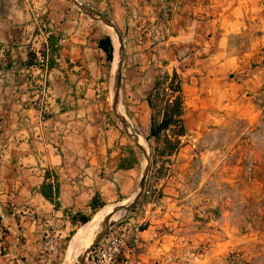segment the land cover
Listing matches in <instances>:
<instances>
[{
  "label": "rangeland",
  "instance_id": "374dc122",
  "mask_svg": "<svg viewBox=\"0 0 264 264\" xmlns=\"http://www.w3.org/2000/svg\"><path fill=\"white\" fill-rule=\"evenodd\" d=\"M60 3L92 13L96 7L92 0H0L2 176L23 163L30 167V160L19 158L21 155L43 151L44 143L19 144L22 138L17 141L16 135L29 134L32 120L51 118L54 96L64 93L60 85L52 84L49 68L52 57L63 53L61 43L57 40L53 46L50 39H61L62 31L24 27L29 8L35 13L29 21L44 24L49 12L54 11L56 17ZM223 10H232L226 21L236 19L237 27L228 32L221 28L214 38L217 32L211 19L222 17ZM99 16L103 35L110 36L113 47L117 42L121 51L116 68L120 92L115 89L117 71H113L112 58L108 60L109 80L92 100L95 117L102 127L112 125L117 135L114 160L123 168L117 177L131 175L134 183L129 194L104 204L95 200L97 207L88 218L103 206L126 201L144 176L146 188L157 186L161 191L159 185L168 184L182 196L194 191L197 199L209 201L216 222H200L194 229L204 233L200 239L206 241L200 263L264 264V0H128L127 5L119 1L112 12L103 8ZM172 69L182 80L185 131L177 137L179 127L173 125L157 140L149 134L153 110L146 96L155 77ZM165 136L179 138L170 154L157 151L163 148ZM139 143L148 150L145 165ZM98 170L87 174V185L96 176L113 172L109 166ZM129 188L126 180L123 189ZM13 198L7 200L11 213L19 218L30 216L29 205L21 208ZM82 217L72 221L64 234H57L61 228L57 226L48 233L55 236L53 248L44 247L43 237L40 264H64L71 238L86 222ZM153 232L161 237L168 230H148L150 235ZM197 239L192 241H200ZM160 240L165 245L169 241L166 236ZM88 246L69 264H82Z\"/></svg>",
  "mask_w": 264,
  "mask_h": 264
},
{
  "label": "crops",
  "instance_id": "0c3cea01",
  "mask_svg": "<svg viewBox=\"0 0 264 264\" xmlns=\"http://www.w3.org/2000/svg\"><path fill=\"white\" fill-rule=\"evenodd\" d=\"M92 1L96 6H93L94 13L75 8L70 3H60L61 8L56 17L54 11L49 12L44 24L29 21L35 13L31 8L26 11L24 27L40 30L41 26H48L44 29L47 32L57 28L63 33L61 39H50L55 42L53 46H56L57 40L61 43L63 53L57 58L55 55L52 57L49 68L53 73L52 84L60 85L64 93L59 92L62 97H58V94L54 96L56 106L50 109L51 115L54 114L51 118L32 120L28 126L29 134L16 135L17 141L22 138L19 144L27 141L32 144L44 143V152L25 157L21 155L19 158L30 160L29 168L24 167L26 164L23 163L24 166L17 165V170H10L5 176L0 175V226L8 230V255L2 257V264H40L42 261L38 259L41 256L38 250L43 244L45 232H52L57 226L61 227L56 230L57 234H64L72 221H78L79 216L88 217L93 211V200L104 204L117 199L129 194L134 183L131 175L117 177L119 171L123 170L114 160L118 148L113 144L117 143L118 138L112 125L107 123L102 127L103 124L98 123L96 105L93 103L109 80L110 62L98 46L99 39L104 36L99 13H102L103 8L115 11L119 1L127 5L128 0ZM232 10H223L222 17L211 19L213 31L217 32L213 34L214 38L223 31L221 28L223 32H228L237 27L236 19L226 21ZM63 97H66L65 101ZM108 166L109 170L113 169L111 174L98 175L87 185L90 170L98 167V171H105ZM126 180L130 183L128 190L123 189ZM159 186V200L164 212L155 213L154 222H164L176 229L179 227L191 240L204 238V233L194 229L197 224L204 222L197 218L202 208L211 206L209 201L197 199L194 191L182 196L175 186ZM11 198L21 208L29 205L30 216L19 218V215L11 213L7 207V200ZM176 216L179 218L175 221ZM148 244V250L140 251V264L152 256L149 252L154 254V245Z\"/></svg>",
  "mask_w": 264,
  "mask_h": 264
},
{
  "label": "built area",
  "instance_id": "2783aa9c",
  "mask_svg": "<svg viewBox=\"0 0 264 264\" xmlns=\"http://www.w3.org/2000/svg\"><path fill=\"white\" fill-rule=\"evenodd\" d=\"M160 193L159 187L146 188L144 185L134 206L126 210L124 215H121L97 237L89 247L82 264H140V251L148 250V242H154V254L149 252L152 256L142 264H202L200 261L206 241L202 239L192 241L179 227L176 229L164 222H154V214L164 212L159 200ZM178 218L179 216H176L174 220ZM198 218L202 219L205 224L216 222L207 207L199 211ZM155 219L158 220L156 217ZM161 223L163 226L156 227ZM165 228L168 232L161 237L157 236L156 232L151 235L148 233L149 229ZM164 236L169 240L167 245L160 242V238L163 240ZM53 238H55L54 235L49 237L46 233L44 247L53 248ZM6 255H8L6 228L0 226V264L3 262L2 257Z\"/></svg>",
  "mask_w": 264,
  "mask_h": 264
},
{
  "label": "trees",
  "instance_id": "16d2710c",
  "mask_svg": "<svg viewBox=\"0 0 264 264\" xmlns=\"http://www.w3.org/2000/svg\"><path fill=\"white\" fill-rule=\"evenodd\" d=\"M98 46L105 52L107 60H112L114 47L110 36L106 35L100 38ZM146 101L151 110H153L149 126L150 136L159 140L162 132L173 125L179 127L177 137L184 133L182 80L175 69L171 71L165 70L155 77L153 87L146 96ZM163 143V148L157 149L158 153L170 154L176 149L179 138L171 140L165 136ZM43 195L47 196V193L43 192ZM92 207L93 209L97 207L95 200L92 202ZM88 219V217L84 216L81 221L84 223Z\"/></svg>",
  "mask_w": 264,
  "mask_h": 264
},
{
  "label": "bare ground",
  "instance_id": "6f19581e",
  "mask_svg": "<svg viewBox=\"0 0 264 264\" xmlns=\"http://www.w3.org/2000/svg\"><path fill=\"white\" fill-rule=\"evenodd\" d=\"M113 44H114V57H113V60H112V64H113V71H115L116 68L118 67V64H119V60H120V57H121V51L118 48L119 46H117V42L115 43V41H114ZM114 78H115V76H114ZM114 98H112V99H114ZM139 144H140V147H141V150H142V163H143L142 165H145L147 163L148 150H147L146 146L143 143H139ZM124 203H125V201H122V202H119L116 205H123ZM113 207H115V206L106 205V206L101 207L97 212H95L91 216L90 219H88L74 233L73 237L70 240L67 258L65 257L66 260H65L64 264L71 263V260H73V258L75 257V255L79 251H81L83 248L85 249L86 245L88 246V245H90L93 242L92 241L93 238H96L106 226H108L112 222L116 221L117 219H119V217L121 215L124 214L125 208H121V209H119L117 211H114Z\"/></svg>",
  "mask_w": 264,
  "mask_h": 264
},
{
  "label": "water",
  "instance_id": "95a60500",
  "mask_svg": "<svg viewBox=\"0 0 264 264\" xmlns=\"http://www.w3.org/2000/svg\"><path fill=\"white\" fill-rule=\"evenodd\" d=\"M115 89L116 93L119 94L120 92V71L117 70L116 73V81H115ZM145 185V177L141 176L138 182V185L136 189L133 191V193L126 199L125 203L123 205H116L113 210L117 211L121 208H125V210H129L131 207L134 206V204L137 202L141 195V191Z\"/></svg>",
  "mask_w": 264,
  "mask_h": 264
}]
</instances>
